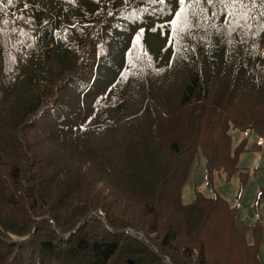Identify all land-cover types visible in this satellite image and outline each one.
Masks as SVG:
<instances>
[{"label": "trees", "instance_id": "16d2710c", "mask_svg": "<svg viewBox=\"0 0 264 264\" xmlns=\"http://www.w3.org/2000/svg\"><path fill=\"white\" fill-rule=\"evenodd\" d=\"M147 8L142 19L111 0H0V264H186L168 246L180 231L193 233L180 209L201 207L200 195L231 212L222 257L241 238L252 264H262L263 224L240 220L214 187L184 201L188 178L176 165L181 183L170 196L166 158L191 171L199 151L222 144L206 127L225 115L218 149L232 162L244 148L232 150V128L264 139V0H153ZM150 32L165 38L161 57ZM197 247L199 264H223L207 263L209 251Z\"/></svg>", "mask_w": 264, "mask_h": 264}, {"label": "rangeland", "instance_id": "374dc122", "mask_svg": "<svg viewBox=\"0 0 264 264\" xmlns=\"http://www.w3.org/2000/svg\"><path fill=\"white\" fill-rule=\"evenodd\" d=\"M112 7L116 8L118 11L130 12L131 14H139L142 19L147 17V14L150 13V9L147 7L150 6V3L153 0H111ZM128 8H127V7ZM135 7V9H131ZM198 27V26H197ZM133 31L124 32L121 36V40L123 42L122 47H125L130 43V36ZM221 35V34H220ZM210 38L217 37L215 34H210ZM148 38L152 41L153 51L157 53L161 57L165 54V47H162L165 41V38L161 37L160 34L150 33L148 34ZM107 37L104 41H107ZM122 52L120 48L114 54H118ZM114 57H116L114 55ZM117 64H120L118 61ZM104 91V90H103ZM225 107L232 108L235 111L237 110V105L231 106L229 104L224 103ZM209 110V107H208ZM229 117L225 115V120L221 121L219 125H216L215 120L211 119L206 128H213L210 132L212 135V140L216 139V136L223 139L219 145L207 146V150L203 148V151L198 152V157L192 167L191 171H188V165H183L184 162L179 161L178 157H171L170 154H167L166 165L168 166V172L171 173L170 181L167 184V187L170 183V196L173 195V188L178 183L180 185L181 181L178 179L177 182L174 183L176 177L174 175V169H172L175 165L181 167L183 170L180 174V179L188 178L184 187L182 188V197L184 201L191 202L193 196L199 194V191L204 193L207 196H211L214 194V188L220 194H222L226 199H228L229 203L236 206L237 217L243 222L250 224L254 220H259L263 224V237H264V139L259 137L255 132H251L249 130H243L238 128H232L231 130V147L232 150L238 148L239 144L244 141V148L239 149L236 161L233 162L230 159V151L226 152V154H221V149H218L219 146L225 145L224 142L227 141V137L225 135V130L228 126L226 120ZM224 119V118H223ZM215 124V127H214ZM205 139L209 138L208 132L203 136ZM202 137V139H203ZM210 139V138H209ZM217 140V139H216ZM219 142V141H218ZM257 143V145L255 144ZM207 142L205 144L208 145ZM225 152V151H223ZM121 152H118L120 154ZM116 154L117 161L122 158ZM132 154V153H131ZM133 155V154H132ZM148 160V159H147ZM237 165L244 167L242 171H247L246 174L244 172L237 171L234 166ZM237 171V173H235ZM226 172V173H225ZM234 173V174H233ZM224 174H233L231 177L226 178ZM246 179L245 186L240 189L241 184L240 181ZM207 180L213 185L208 186ZM214 187V188H213ZM177 191V190H175ZM240 191V195L239 192ZM195 193V195H194ZM239 196L242 197L239 198ZM169 197V196H166ZM207 198V197H206ZM202 195H200L199 201H202L201 207L197 208L198 205H194L193 210L189 211V214L186 211H182L180 209V217L184 218L187 216V221L183 224L184 227L189 225V222L192 223V234L184 233L180 231V235L177 239L173 240L171 245L168 247L174 250L176 247L180 249L181 254H177L179 259L186 264H199L200 259L198 257V243H202L205 245L206 249L209 251L206 257L207 263H213L214 261H220L223 264H252L251 257L254 254L253 249L248 251L246 250L242 243L241 238L239 239V243L234 240L233 243V251L230 254L222 257L223 253V245L219 246L220 238H222V232L224 229L228 228L231 219V212L224 211L222 205L218 207H213V205L209 202L212 198L204 199ZM192 203V202H191ZM197 206V207H196ZM165 215L170 219L175 217V208L172 207L171 203H166ZM197 208V209H196ZM184 213V216H183ZM194 215H196L194 217ZM208 215H211V219H206ZM44 219L52 220L54 224L55 221L51 218V216L44 215ZM182 225V228L184 229ZM67 227V226H66ZM132 228V227H128ZM127 228V229H128ZM42 236L44 238H51L53 235V229L51 227H46L42 229ZM57 230V229H56ZM46 231V233H44ZM136 232V231H134ZM196 232V235H194ZM135 234V233H133ZM144 234V233H143ZM227 234V232H226ZM145 235V234H144ZM240 235V233H239ZM18 236L19 235H13ZM141 236V235H140ZM198 237L195 241V238ZM22 238V236H21ZM24 238V237H23ZM142 238V237H141ZM74 244V241L73 243ZM186 245L185 251L183 248ZM261 263L264 264V240L261 246ZM222 257V258H221ZM218 262V263H220ZM119 264V262H115Z\"/></svg>", "mask_w": 264, "mask_h": 264}, {"label": "water", "instance_id": "95a60500", "mask_svg": "<svg viewBox=\"0 0 264 264\" xmlns=\"http://www.w3.org/2000/svg\"><path fill=\"white\" fill-rule=\"evenodd\" d=\"M91 215V214H90ZM89 215V216H90ZM88 216V217H89ZM88 217H86L85 219H84V221H86L87 219H88ZM100 217L101 218H103L104 219V215H102V214H100ZM39 220H41V219H39ZM36 227H37V225L35 226V228H34V232H35V230H36ZM132 231V229H130V228H128V229H126V230H124V232L125 233H128V232H131ZM74 231H72L71 232V234L73 233ZM140 235H141V237L143 238V239H146V236L142 233V232H140ZM30 236H28V237H25V238H22V239H27V238H29ZM13 239H16L15 237H12ZM166 258V260H168V261H170L169 259H168V257H165Z\"/></svg>", "mask_w": 264, "mask_h": 264}, {"label": "snow or ice", "instance_id": "6c2138e0", "mask_svg": "<svg viewBox=\"0 0 264 264\" xmlns=\"http://www.w3.org/2000/svg\"><path fill=\"white\" fill-rule=\"evenodd\" d=\"M9 2H11V0H9ZM180 3L181 4H184L185 3V0H180ZM180 16V13L178 12L177 13V18ZM171 23L173 24V25H177L178 24V19H173L172 21H171ZM141 31H143V29H141Z\"/></svg>", "mask_w": 264, "mask_h": 264}, {"label": "clouds", "instance_id": "9594fccd", "mask_svg": "<svg viewBox=\"0 0 264 264\" xmlns=\"http://www.w3.org/2000/svg\"><path fill=\"white\" fill-rule=\"evenodd\" d=\"M155 31H161V26H160V24H157V25L155 26ZM150 33H152V32H150Z\"/></svg>", "mask_w": 264, "mask_h": 264}, {"label": "crops", "instance_id": "0c3cea01", "mask_svg": "<svg viewBox=\"0 0 264 264\" xmlns=\"http://www.w3.org/2000/svg\"><path fill=\"white\" fill-rule=\"evenodd\" d=\"M239 198H240V196H239ZM241 199H242V197H241Z\"/></svg>", "mask_w": 264, "mask_h": 264}]
</instances>
